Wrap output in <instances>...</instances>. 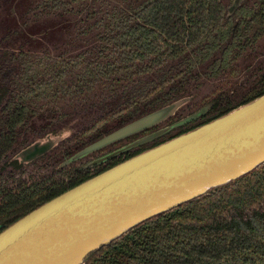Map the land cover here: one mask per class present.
I'll list each match as a JSON object with an SVG mask.
<instances>
[{"label": "trees", "instance_id": "16d2710c", "mask_svg": "<svg viewBox=\"0 0 264 264\" xmlns=\"http://www.w3.org/2000/svg\"><path fill=\"white\" fill-rule=\"evenodd\" d=\"M233 1L26 0L0 38V230L98 175L74 166L32 174L9 161L34 123L44 121L45 130L50 119L66 122L64 107L90 116L89 125L61 143L55 166L103 134L189 96L202 78L218 83L204 97L212 104L204 116L117 156L102 173L264 95V73L252 71L251 80L261 75L250 85L240 66L264 39V0H242L228 15ZM51 19L65 24L66 47L55 53L35 35V26ZM263 201L264 164L134 227L84 264H264Z\"/></svg>", "mask_w": 264, "mask_h": 264}, {"label": "water", "instance_id": "95a60500", "mask_svg": "<svg viewBox=\"0 0 264 264\" xmlns=\"http://www.w3.org/2000/svg\"><path fill=\"white\" fill-rule=\"evenodd\" d=\"M241 1H233L228 15ZM192 98H180L127 123L77 151L55 170L118 142L123 145L84 168L151 145L210 110L212 104H207L167 123ZM56 134L27 145L10 161L32 163L73 133L54 143L51 137ZM263 164L264 95L192 131L148 147L5 226L0 230V264H84L134 227L234 182Z\"/></svg>", "mask_w": 264, "mask_h": 264}, {"label": "rangeland", "instance_id": "374dc122", "mask_svg": "<svg viewBox=\"0 0 264 264\" xmlns=\"http://www.w3.org/2000/svg\"><path fill=\"white\" fill-rule=\"evenodd\" d=\"M221 1H223L224 3L226 2V0H221ZM25 3L26 0H0V35H4L6 30L5 25L8 24L9 20H12V23H14L15 18H17L19 14H23L22 7L25 6ZM9 16L10 17L13 16V17L9 18ZM64 25H65L64 23L58 22L55 19L39 22L35 26V35L37 36L36 38L38 39V42L44 46H49L51 48L54 47L52 49L54 53L57 51L64 50L66 47V41L64 40L65 35H61L62 32L60 31V28L64 27ZM11 41H14L15 44H21L24 42V39L23 37H12ZM54 44H57L56 46H60V45L63 46L57 49ZM258 47L259 48H257L254 53L246 54L244 59H241L240 66L242 67L243 72H245V74L243 75H245L246 79L247 77L248 79L250 78V74L252 73V71L255 72L254 75H258V73H261L264 70V39L259 41ZM230 81L228 80V82ZM251 81H255L254 76H253V80ZM200 83L202 84L200 89L190 91V96L193 97L192 100L187 102L179 109L177 114L179 115V118L180 117L182 118L185 115H189L193 113L196 108L202 107L203 104L208 102V100L204 99V97L208 96L212 91L218 88V83H215L213 81H205L203 78L200 80ZM252 83H250V85H252ZM233 85H231L230 87H232ZM225 86L226 85H223L222 87L224 92L229 91L230 88H225ZM64 113L68 114L70 118H68L67 119L68 121L66 120V122L62 124H60V122L56 123V119L55 120L48 119L49 124L48 127L45 128V130H43L42 128L44 124L46 125L44 121L36 122L32 126H30L32 129H34L35 132L31 133L29 131L22 133L21 137L17 140L15 144L14 152L8 154L9 160H11L12 157L18 152V150L15 149H19L18 146L16 145L20 144V142H25L27 145H30L39 141L43 137L52 135L53 133H57L56 135H54V137H51L52 141L56 143V141L59 142L62 139L68 137L69 132L75 133L81 127L83 128L88 127L90 116H87L83 113H79L75 115L72 110L65 107H64ZM175 131L177 130L175 129L170 134L174 133ZM57 148L52 149L51 151L47 152L44 156L36 159L32 163L26 165L23 164V165L26 167L27 170H33V171L39 170L40 172H51L52 169H55V161L59 160V149ZM50 160H52L51 161L52 163L49 162ZM47 164L51 169L44 168L41 170V167ZM259 208L264 209V201Z\"/></svg>", "mask_w": 264, "mask_h": 264}, {"label": "flooded vegetation", "instance_id": "af4514ba", "mask_svg": "<svg viewBox=\"0 0 264 264\" xmlns=\"http://www.w3.org/2000/svg\"><path fill=\"white\" fill-rule=\"evenodd\" d=\"M0 37H3V35H0ZM264 73V70L261 72V74H263ZM260 74V75H261ZM260 75L258 76V77H260ZM257 77V78H258ZM253 82V83H252ZM251 83L252 84H254V83H256V79H255V81H252ZM207 104H210V103H207ZM207 104H204V105H207ZM203 105V106H204ZM198 110V109H197ZM195 112V111H194ZM185 117V116H184ZM178 119H179V117H178ZM116 130V129H115ZM114 131V130H113ZM113 131H111V132H113ZM110 132V133H111ZM109 134V133H108ZM107 135V134H106ZM105 134H103L102 136H101V138L102 137H104V136H106ZM100 138V139H101ZM70 139H72V137L70 138ZM67 140H69V139H67ZM67 140H65V141H63V142H66ZM63 142H61V143H63ZM61 143L57 146V147H59L60 145H61ZM71 142H70V146H71ZM26 146V145H25ZM24 146V147H25ZM24 147H22V148H24ZM56 147V148H57ZM21 147H20V149H17L18 151L19 150H21L22 149ZM117 148H119V146H114V147H111V146H109V147H106L105 149H103V150H101V151H99V152H96V153H94V154H92L91 156H89V157H87V158H85V159H83V160H81V161H79V162H76V163H74V164H72V165H70V166H68V168L69 167H72V166H74V168H75V171H83V172H85V171H91V172H93V173H96V174H100L101 172V170L103 169V167H104V165H110L113 161H115V158L116 157H114V158H112V159H110V160H108L105 164H102V165H99V166H96V167H92V168H84L85 166H87V164L89 163V162H91L92 160H95V159H98L99 157L101 158V157H103L104 155H106V154H108V153H110V152H112V151H114L115 149H117ZM55 149V148H54ZM59 149V155H60V153L63 151L62 150V148L61 147H59L58 148ZM83 149V148H82ZM81 150V149H80ZM79 151V150H78ZM71 157V156H70ZM69 158V157H68ZM67 159V158H66ZM66 159H64V160H66ZM63 160V161H64ZM10 161V160H9ZM52 160H50L49 162H51ZM62 161V162H63ZM61 162V163H62ZM52 163V162H51ZM60 163V164H61ZM48 165V164H47ZM59 165V164H58ZM57 165V166H58ZM57 166H55V168L57 167ZM73 168V167H72ZM53 170V169H52ZM32 174H47V173H49V172H40L39 170H36V171H33V170H29Z\"/></svg>", "mask_w": 264, "mask_h": 264}]
</instances>
